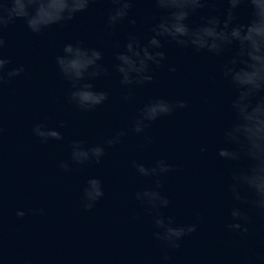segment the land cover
<instances>
[{
  "label": "water",
  "instance_id": "obj_1",
  "mask_svg": "<svg viewBox=\"0 0 264 264\" xmlns=\"http://www.w3.org/2000/svg\"><path fill=\"white\" fill-rule=\"evenodd\" d=\"M113 7L111 0H97L73 21L40 34L23 20L4 30L8 69L23 65L25 72L6 77L0 87V264H158L160 245L151 236L152 217L134 196L152 181L140 176L132 162L150 164L161 157L177 165L164 178L172 202L164 213L178 223L199 224L173 253V264H241L245 258L249 264H264L258 259L264 256V217L252 213L246 234L226 227L232 222L233 201L227 191L232 163L219 157L217 149L234 90L220 74V57L164 42L166 60L159 68L153 66V82L133 89L132 101H122L113 72L94 81L97 89L110 93L103 105L81 111L68 102L71 85L55 63L65 42L83 40L100 48L111 65L114 39L123 45L128 33L135 32L146 42L151 34L145 17L154 6L147 0L132 10L137 25L125 21L115 30L106 24ZM201 14L189 23L198 24ZM249 15L242 7L240 21L247 22ZM172 66L175 72L169 71ZM155 97L185 99L188 107L152 122L148 142L130 129L138 109ZM37 123L58 128L63 139L43 142L32 131ZM121 129L127 135L106 149L100 163L75 165L70 172L60 169L59 162L70 159L73 140L91 146ZM91 177L102 181L104 196L85 211L80 197ZM34 208L44 213H33ZM18 209L25 216L18 217Z\"/></svg>",
  "mask_w": 264,
  "mask_h": 264
},
{
  "label": "clouds",
  "instance_id": "obj_2",
  "mask_svg": "<svg viewBox=\"0 0 264 264\" xmlns=\"http://www.w3.org/2000/svg\"><path fill=\"white\" fill-rule=\"evenodd\" d=\"M97 0H0V87L8 79L25 72L20 65L8 69L10 60L4 56L6 41L4 30L17 20H23L34 34H40L53 25H65L78 13L86 12ZM140 0H111L114 5L108 12L106 24L109 29L127 21L137 25L131 15ZM154 6L145 22L150 24V35L142 42L135 32L127 35L121 44L114 39L111 65L104 62V52L85 44L83 40L67 41L55 56V63L63 78L70 82L68 102L81 111H93L109 99L107 90L97 89L94 81L110 76L119 77L122 101L134 98L133 89L155 80L153 66L159 68L166 60L162 50L164 42L196 51L206 50L220 57V74L234 90L227 104V119L219 129L222 146L217 149L219 157L232 163L228 172L227 191L233 201L226 225L232 232L246 234L253 221L252 213L264 217V0H147ZM222 6V7H220ZM242 7L249 10L247 22H241ZM205 14H201L204 13ZM157 13L159 15L157 16ZM201 14L196 25L190 17ZM115 34V31H114ZM234 46V47H233ZM227 58H225V55ZM175 66L169 71L175 72ZM188 107L185 99L170 100L163 97L148 99L134 116L131 131L151 142L146 130L151 123L164 116H171L179 109ZM61 121L59 127H63ZM33 134L43 142L49 139L62 140L58 128H49L43 123L33 126ZM121 129L102 143L86 146L83 140L71 142L69 160L59 162V167L70 172L75 165L88 162L100 163L106 149L120 142L127 135ZM143 147V145H141ZM201 152L206 148L201 147ZM136 172L151 183L134 193L135 199L152 217L153 240L160 245L158 264H173V253L182 247L185 237L197 232L198 223H178L174 216L163 210L171 205L164 190V178L176 170L177 165L161 157L150 164L133 161ZM104 196L103 183L99 178H89L81 192V206L90 211ZM43 214V208L31 209ZM18 209V217L25 216ZM258 259L264 260V256ZM241 264H249L245 258Z\"/></svg>",
  "mask_w": 264,
  "mask_h": 264
}]
</instances>
